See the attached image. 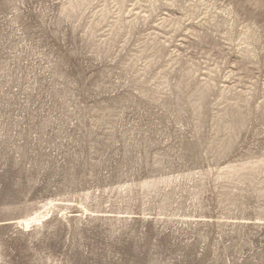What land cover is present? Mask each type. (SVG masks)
<instances>
[{"label":"rangeland","instance_id":"obj_1","mask_svg":"<svg viewBox=\"0 0 264 264\" xmlns=\"http://www.w3.org/2000/svg\"><path fill=\"white\" fill-rule=\"evenodd\" d=\"M0 264H264V0H0Z\"/></svg>","mask_w":264,"mask_h":264},{"label":"bare ground","instance_id":"obj_2","mask_svg":"<svg viewBox=\"0 0 264 264\" xmlns=\"http://www.w3.org/2000/svg\"><path fill=\"white\" fill-rule=\"evenodd\" d=\"M44 219V218H43ZM26 223H28L27 221H26ZM29 224V223H28Z\"/></svg>","mask_w":264,"mask_h":264}]
</instances>
